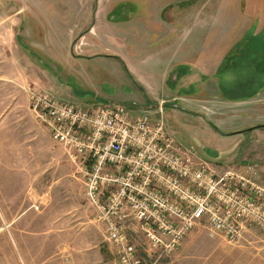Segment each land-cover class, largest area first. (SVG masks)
Instances as JSON below:
<instances>
[{
  "label": "rangeland",
  "instance_id": "rangeland-1",
  "mask_svg": "<svg viewBox=\"0 0 264 264\" xmlns=\"http://www.w3.org/2000/svg\"><path fill=\"white\" fill-rule=\"evenodd\" d=\"M132 1L139 6V15L142 16L151 10L153 2L160 0ZM196 1L202 0H185L188 5ZM219 2L224 3L220 4L222 8L235 11L231 18L224 17L227 23L250 19L255 24L244 34L246 38L242 37L237 44L233 41L226 54L220 50L224 59L221 71L217 73L221 80L218 97L211 98L199 88L197 95L200 97L197 98L190 89L188 94L192 100L169 99L156 108L150 107L146 94L155 96L160 88L148 71L142 67L130 71L131 63L124 64L123 61V68H127L131 77L124 69L112 70L109 66L93 75L82 74L85 80H105L109 84L97 91L86 86L75 73L71 76L56 73L58 81L55 82L61 84L54 88L55 96L66 101L67 98L61 99L62 95L58 93V90H65L69 97L75 96L83 105L90 104L93 96L97 98L98 95L103 98L97 99L98 103H121L134 113L149 111L153 119L159 117L156 109L161 107L163 118L178 142L201 155H214L224 167L252 163L258 175L264 177V127H255L264 124L261 118L264 111L258 103H247L249 97L264 85V0ZM262 21L261 33L255 32L256 25ZM227 26L220 25V32ZM220 41H223L222 36ZM235 47L243 50L239 55L227 56ZM233 58H236V65L231 64ZM260 67L263 68L261 72L258 71ZM28 76L33 75L28 73ZM31 79H28L31 84L27 86L34 85ZM173 84L170 80L168 86ZM21 89L11 98L14 102L8 103L0 88V129L15 130L13 134L0 131V264H75L71 259H99L98 250L102 258L110 259V264H114L113 253L104 243L101 227L93 220L92 210L84 200L82 181L75 165L34 116L28 95ZM199 118H203L210 129ZM234 141L237 148L232 151ZM260 177L256 180L264 183V178ZM254 231L245 233V236L259 242L255 250L259 252L264 247V233L258 229ZM186 241L189 243L184 245L183 253H178V259H174V255L179 248L173 259L164 264H264L260 263L262 259L252 262L244 259L246 255L242 247L247 243L229 244L221 236L211 235L202 224L187 235ZM134 242L144 247L143 234L140 233Z\"/></svg>",
  "mask_w": 264,
  "mask_h": 264
},
{
  "label": "built area",
  "instance_id": "built-area-1",
  "mask_svg": "<svg viewBox=\"0 0 264 264\" xmlns=\"http://www.w3.org/2000/svg\"><path fill=\"white\" fill-rule=\"evenodd\" d=\"M34 116L82 181L83 197L117 264H146L129 231L144 234L154 264L203 225L232 245L252 228L264 233V183L252 163L221 166L168 131L162 114L121 103L84 106L22 86Z\"/></svg>",
  "mask_w": 264,
  "mask_h": 264
},
{
  "label": "crops",
  "instance_id": "crops-1",
  "mask_svg": "<svg viewBox=\"0 0 264 264\" xmlns=\"http://www.w3.org/2000/svg\"><path fill=\"white\" fill-rule=\"evenodd\" d=\"M220 4L224 3L202 0L188 5L185 0H160L153 2L151 10L141 16L139 6L132 0H0V88L5 94L2 97L8 98V103L14 102L11 99L13 95L20 93L18 90H22V86L31 84L28 79L33 78L34 85L57 98L54 88L61 83L55 82L58 81L56 73L69 76L75 73L86 86L97 91L109 84L105 80H85L82 74L93 75L104 66L112 70L124 69L122 61L131 63L130 71L135 72L136 67L148 71L160 88L155 96L146 94L150 107L156 108L169 99L192 100L188 94L190 89L197 98L200 97L197 95L199 88L211 98L218 97L221 80L217 73L221 71L224 54L234 40L237 44L242 37L246 38L247 31L255 24L250 19L227 23L224 17L231 18L235 11L222 8ZM263 21L256 25L255 32L261 33ZM220 25L228 26L220 32ZM210 39L211 43L205 44ZM242 50L237 48L233 56ZM259 56L263 59L262 55ZM231 62L236 65V58ZM28 73L33 76L29 78ZM170 80L174 82L171 87L168 86ZM64 91L58 90L61 99L82 104ZM102 95L105 96L104 93ZM93 98L88 102L90 104L83 105H93L99 102L97 99H103L98 95ZM247 103H258L264 111V85L249 97ZM261 118L264 120L263 115ZM199 119L210 129L203 118ZM165 123L177 140L167 121ZM0 131L6 134L15 132L12 128ZM231 146H235L232 151L237 148L235 141ZM203 156L214 159V155ZM254 230L248 232L252 234ZM129 233L134 241L140 233L143 234L135 225ZM185 238L174 259H178V253H183L184 245L189 243L184 242ZM104 243L113 253L112 248ZM242 243L248 245L242 247L245 249L244 259H251L250 262L262 259L260 263H264V247L259 252L255 251L257 240L244 236ZM136 246L143 262L153 263V254H148V249L145 252L146 242L144 247ZM97 254L99 259L71 260L75 264H110V259L102 258L99 250ZM112 256L113 263L117 264L114 254ZM172 256L159 259L154 264L168 263Z\"/></svg>",
  "mask_w": 264,
  "mask_h": 264
},
{
  "label": "trees",
  "instance_id": "trees-1",
  "mask_svg": "<svg viewBox=\"0 0 264 264\" xmlns=\"http://www.w3.org/2000/svg\"><path fill=\"white\" fill-rule=\"evenodd\" d=\"M186 4H188V2H185ZM263 35H264V32L262 33ZM244 40V39H243ZM244 42H245V40H244ZM236 47L234 48V50H232L227 56H229V55H233V54H235V52H236ZM124 70H125V72L127 73V75H129L130 76V73H129V71L127 70V68L126 67H124ZM131 77V76H130ZM158 105H156V107H157ZM214 127V126H213ZM255 127H264V124H261V125H257V126H255ZM215 128V127H214Z\"/></svg>",
  "mask_w": 264,
  "mask_h": 264
},
{
  "label": "flooded vegetation",
  "instance_id": "flooded-vegetation-1",
  "mask_svg": "<svg viewBox=\"0 0 264 264\" xmlns=\"http://www.w3.org/2000/svg\"><path fill=\"white\" fill-rule=\"evenodd\" d=\"M262 70H263V68H262V67H260V68L258 69V71H259V72H261Z\"/></svg>",
  "mask_w": 264,
  "mask_h": 264
}]
</instances>
